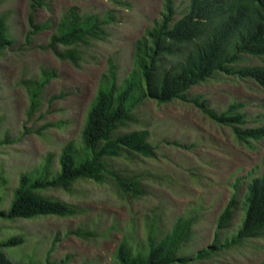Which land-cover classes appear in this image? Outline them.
I'll list each match as a JSON object with an SVG mask.
<instances>
[{
	"label": "rangeland",
	"instance_id": "374dc122",
	"mask_svg": "<svg viewBox=\"0 0 264 264\" xmlns=\"http://www.w3.org/2000/svg\"><path fill=\"white\" fill-rule=\"evenodd\" d=\"M119 1L45 0L34 15L45 28L26 43L27 0H0V15L6 18L12 39L0 52V209L7 208L20 174L38 168L47 158L56 169L62 147L80 144L87 110L110 63L117 84L132 69L134 42L158 18L162 0ZM173 3L176 19L187 0ZM71 6L82 14L112 15L105 34L79 43L76 64L47 46L59 17ZM245 64L264 66V56L244 55L237 65ZM186 93L185 100L163 104L145 99L133 110L135 120L118 128L119 133L146 129L155 148L154 157L127 158L122 153L105 159L108 170L134 177L135 187L125 190L106 173L103 183L81 179L70 191L46 190L81 211L64 217H0V240L12 235L24 239L2 248L4 254L33 264H45L47 253L55 264H118L119 242L125 241L134 252L146 245L150 230L157 241L176 218L187 216L193 218L192 233L181 252L193 254L211 243L216 217L233 194L231 224L222 233L231 237L243 216L246 183L264 171V138L236 140L229 126L209 118L193 99L205 100L217 112L239 103V112L245 115L239 126L255 127L264 123V89L250 78L216 74ZM77 229L85 234L76 235ZM263 261L264 232L191 264Z\"/></svg>",
	"mask_w": 264,
	"mask_h": 264
},
{
	"label": "trees",
	"instance_id": "16d2710c",
	"mask_svg": "<svg viewBox=\"0 0 264 264\" xmlns=\"http://www.w3.org/2000/svg\"><path fill=\"white\" fill-rule=\"evenodd\" d=\"M121 4L119 0H111ZM174 0H162L158 18L153 19L143 35L134 42L133 67L119 84L115 81V66L110 63L87 110L80 133V144L66 143L58 156V167L51 169L49 158L30 172L19 175L7 208L0 209L4 219L34 218L46 215L72 216L81 211L77 205L53 197L46 190L70 191L81 179L105 182L104 174L125 190L137 185L134 177H121L106 168V158L141 155L154 157L155 148L148 141L146 129L118 132L135 120L134 108L145 99L157 104L174 99H187V91L216 74L250 78L264 89V66H238L244 55L264 56V0H187L185 10L173 19ZM45 0H27L25 42L45 28L37 23L36 10ZM112 15L79 13L71 6L59 17L47 46L56 56L76 64L78 45L89 38L105 34L104 27ZM12 44L6 18L0 15V52ZM62 45L64 49L56 50ZM46 74L42 78L46 81ZM42 83V82H41ZM193 102L209 118L231 128L236 140L243 143L264 138V123L255 127H240L245 115L239 103H231L224 111L209 108L207 102L195 97ZM130 155V156H129ZM235 206L232 194L215 220L211 243L193 254L181 252L192 233V216L178 217L171 228L155 241L150 230L146 245L134 251L125 241L118 243L115 257L118 264H191L237 246L246 239L264 232V171L251 178L243 195V216L231 237L222 236L230 226ZM73 232V231H71ZM84 235L80 229L74 232ZM21 235L0 240V264H33L8 258L4 247L21 244ZM181 252V253H180ZM45 264H55L45 256ZM264 264V261L261 263Z\"/></svg>",
	"mask_w": 264,
	"mask_h": 264
}]
</instances>
